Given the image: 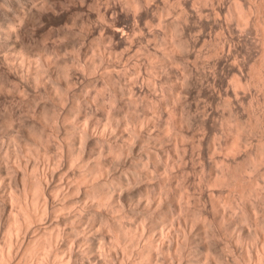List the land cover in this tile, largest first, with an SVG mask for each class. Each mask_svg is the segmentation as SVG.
<instances>
[{"label": "clouds", "instance_id": "9594fccd", "mask_svg": "<svg viewBox=\"0 0 264 264\" xmlns=\"http://www.w3.org/2000/svg\"><path fill=\"white\" fill-rule=\"evenodd\" d=\"M0 264H264V0H0Z\"/></svg>", "mask_w": 264, "mask_h": 264}]
</instances>
